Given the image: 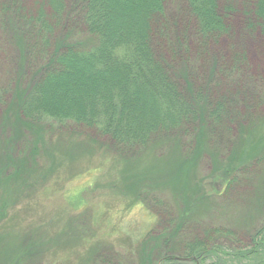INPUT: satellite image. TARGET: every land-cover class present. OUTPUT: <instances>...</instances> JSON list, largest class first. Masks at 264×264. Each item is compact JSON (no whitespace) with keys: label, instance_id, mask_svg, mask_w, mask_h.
<instances>
[{"label":"rangeland","instance_id":"374dc122","mask_svg":"<svg viewBox=\"0 0 264 264\" xmlns=\"http://www.w3.org/2000/svg\"><path fill=\"white\" fill-rule=\"evenodd\" d=\"M24 2L28 16L41 8L48 13L42 0ZM230 3L227 31L206 43L204 64L213 71L225 61L254 89L242 79L220 84L215 101L242 99L255 110L239 105L238 118L222 130L224 121L209 125L200 108L189 133L152 137L141 148L118 146L71 122L26 119L20 107L36 80V61L23 71V48L15 50L0 28V264L216 263L210 254L197 261L201 256L188 249L194 240L218 244L227 251L220 258L226 264H249L244 256L264 247V45L245 6ZM181 5L164 0L170 60L192 34L191 19L176 18ZM5 16L0 7V20ZM67 30L56 31V51L92 44ZM24 45L28 56L32 46ZM189 57L183 53L176 68L186 72ZM230 180L232 191L225 192Z\"/></svg>","mask_w":264,"mask_h":264},{"label":"trees","instance_id":"16d2710c","mask_svg":"<svg viewBox=\"0 0 264 264\" xmlns=\"http://www.w3.org/2000/svg\"><path fill=\"white\" fill-rule=\"evenodd\" d=\"M231 1L182 0L176 18L191 19L193 29L192 34L184 35L185 44L180 40V48L175 46L170 60L165 56L171 38L164 0H42L48 13L41 8L34 16L26 14L28 5L24 0H0L6 13L0 28L15 50L17 46L23 48V71L36 63L32 71L36 80L21 104V113L26 119L49 120L58 125L71 122L97 129L101 136L125 148H141L152 137L174 131L188 132L200 121V108L209 125L224 121L225 130L238 118L239 105L238 109L247 106L249 111L256 106L249 101L242 103V99H238V105L237 101L230 105L215 101L220 84L231 87L244 77L233 76L237 70L224 66L225 61H218L213 71L204 64L206 43L227 31L224 20L234 10ZM239 1L246 7L245 14L258 23L255 28L264 45V0ZM64 26L76 40L84 35L92 44L56 51L55 33ZM26 42L32 46L28 56ZM157 51L162 54L157 55ZM183 53L190 55L184 63L186 72L176 68ZM26 58L36 62L25 63ZM18 60L21 62L19 53ZM243 82L246 89L254 90L252 83ZM198 84L202 90L196 92ZM232 181L222 186L225 192L232 191ZM191 242L188 249L201 256L198 262L204 263L203 256L210 254L217 259L214 264H226L220 258L227 251L218 244L209 248L203 241ZM261 248L244 256L251 258L249 264H264Z\"/></svg>","mask_w":264,"mask_h":264}]
</instances>
